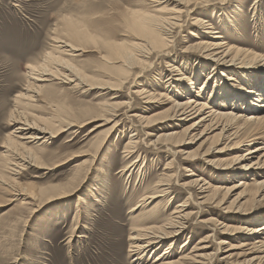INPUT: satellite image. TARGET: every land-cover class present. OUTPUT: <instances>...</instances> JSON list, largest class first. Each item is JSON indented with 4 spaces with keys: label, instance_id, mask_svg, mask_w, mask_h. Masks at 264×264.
Returning <instances> with one entry per match:
<instances>
[{
    "label": "rangeland",
    "instance_id": "1",
    "mask_svg": "<svg viewBox=\"0 0 264 264\" xmlns=\"http://www.w3.org/2000/svg\"><path fill=\"white\" fill-rule=\"evenodd\" d=\"M150 3L0 0V175L11 178L3 148L18 127L10 125L11 115L62 132L48 139L50 144L38 147L37 140L28 145L40 152L45 165L27 167L14 178L37 207L13 202L0 185V264H133L139 253L130 247L135 243L130 238L150 228L170 230L171 222H181L178 218H185V230L143 253L145 264H153L169 247L156 264H244L253 245L243 248L241 243L261 237L246 240L237 233L245 226L242 220L264 217V192L242 178V166L255 157L243 163L236 159L255 146L264 130L245 142L240 127L237 137L222 140L221 129H194L199 118L182 121L177 105L195 96L209 107L219 102L213 95L216 79L208 78L218 66L205 58V50L216 44L234 54H258L247 65L264 72V0H176L158 9ZM132 15L144 21L147 35L127 26ZM172 17L179 18L177 27ZM72 24L89 38L72 36ZM218 35L221 40L215 39ZM156 40L166 44L155 45ZM58 41L81 51L60 53ZM52 57L68 60L84 81L63 82L62 76L71 73ZM29 66H47L59 76L34 82L43 86L37 98L18 105L16 97L33 83ZM234 79L232 85L249 86L241 76ZM252 113L244 112L246 118ZM55 190L71 195L47 201ZM67 205L69 213L61 214ZM76 219L83 228L70 238Z\"/></svg>",
    "mask_w": 264,
    "mask_h": 264
},
{
    "label": "bare ground",
    "instance_id": "2",
    "mask_svg": "<svg viewBox=\"0 0 264 264\" xmlns=\"http://www.w3.org/2000/svg\"><path fill=\"white\" fill-rule=\"evenodd\" d=\"M151 2V6L155 9H158L161 5L170 3L172 1L176 0H146ZM185 1V0H181ZM180 2V1H179ZM180 5H184L180 2ZM129 22H126L127 26L130 27L131 31L133 33H139V34H145L147 35L146 28L147 25L142 21L138 15H132L129 19ZM173 23L172 25L174 27H177V22H180L178 17H172L170 19ZM201 24V22H200ZM208 29H211L209 27ZM70 31L72 32V36H74L77 40H87L89 38V34H81V30L78 28L77 24H72L70 26ZM172 33V32H171ZM170 31L164 32L165 36H171ZM209 33V32H208ZM211 34V33H210ZM218 34V33H215ZM221 40V36L218 35V37H215V39ZM59 42V41H58ZM156 44H166V42L156 40L153 42ZM86 45V44H85ZM89 45V44H88ZM117 45V43L114 42L113 46ZM112 46V47H113ZM78 46L74 45H68L65 42H59V48H61L63 51L60 53L69 54L72 52H79L81 49L76 48ZM235 51H233L231 48L226 49L225 46L216 44L212 49L208 48V50H205V58L215 64V67L218 66V68H213L212 72L209 74V79H216L214 81L213 86V95H216L220 97L219 102H216V106L209 107L206 103L200 101L198 96L191 97V98H185L183 102L177 105V109L179 110L180 116L182 117V121H188L195 118H199L193 125L195 127L194 129L202 126H206L208 130H219L220 136L222 137V140H227L231 137H237L239 135V129L240 127H244L243 130H245V133L247 135L245 142H248V138L251 137V135L255 132L258 133L259 131L264 130V104L260 105V102L264 99V72H259L255 69V67H252L251 65H247V59H253L255 60L256 56L258 54H250L248 52H239L234 54ZM48 56V55H47ZM114 59H119V56L113 55ZM55 65L65 66L67 70H69L71 73L70 75L62 76V81L72 83L74 80V77L77 79V81H84V77L80 76V73L70 65V62L65 59H60L56 61V57L51 58ZM239 59H242L244 63L238 62ZM46 60V59H45ZM229 64V65H227ZM227 67V68H221V67ZM58 67V66H57ZM240 69L243 71L242 74L233 73L235 72L233 69ZM252 68H254L251 72L247 74V71H250ZM62 69V68H61ZM222 69H228L227 71H231L228 74H226L227 71H221ZM29 82L31 80L33 81L32 85L28 84L26 88V94H19L16 97V103L18 105H22L23 99L27 98H37L38 92H41L43 86L36 85L34 82H48L52 78H56L59 76V74L53 72L48 69L47 66L41 67L40 70H36L32 66H29ZM215 70H218V72L215 74ZM215 75H212V74ZM231 74V75H230ZM214 76V77H213ZM242 77L245 79V81L249 84L248 87H239L232 85V82H235L234 77ZM60 80V79H59ZM86 81V80H85ZM246 82H242L241 85H245ZM209 83H205L204 90L207 88ZM229 84H231L229 86ZM194 85V82L192 83ZM203 89H199V91H203ZM187 93V92H186ZM189 93V92H188ZM215 108V109H213ZM221 109H227V112H221ZM255 111V113H252V115L248 116L246 118L244 112L246 111ZM24 115V114H23ZM10 125H16L18 126L13 132L10 134V138L8 141H6L5 146V155L8 158L6 171L7 174L11 177H6L4 175H0V185L4 188V191L8 192L12 196V201H20L23 200V202L30 206L37 207L38 205L35 204L36 199L34 197H31L30 195L25 194L24 192L20 191V189L17 187L19 186L15 179L18 176H21V171L27 169V167H37L38 165H45L41 162V159L38 158V150H30L26 148L31 143H34V141H41V143L38 145V147H41L44 144H50L47 140L50 138L55 137L56 135L60 134L61 129L55 130L56 127L51 126L50 124H47L46 126H38L34 122H30L29 119H26L25 116L22 118V116H19L18 114H13L10 117ZM73 123V122H72ZM71 123V124H72ZM71 126H74L72 124ZM101 126V125H99ZM97 126L96 128H98ZM61 128V127H60ZM29 131V132H28ZM30 131H34L31 133ZM95 130H91L87 135H91L94 133ZM25 132L31 133L29 135H24ZM58 133V134H57ZM62 133V132H61ZM257 136V135H256ZM245 139V138H244ZM258 140L261 141V143L258 142ZM254 147L249 149L248 152L245 153V155H242L240 157H237L236 162L243 163L246 162L249 157H255V160H253L250 163H244L241 170H243L242 178L246 180H252L256 182L257 186H260L262 191L264 192V180L258 181L262 177H264V136L261 134L256 138V141L254 143ZM239 147V146H238ZM58 166H54L53 168H47L44 167L45 170H52ZM123 171V170H122ZM232 173V172H231ZM202 180V179H201ZM202 182H205V180H202ZM258 182V183H257ZM209 185L208 182H205L203 186ZM243 184V183H242ZM242 184L240 186H242ZM246 185V183L243 184V186ZM54 195L49 196L47 198V201H51L52 197H61L63 199V196H69L71 193L69 190H55L53 191ZM74 193V192H73ZM33 194V193H31ZM58 194V195H57ZM24 197V199L22 198ZM158 196H149V199H156ZM79 201L82 202V198L78 197ZM28 201V202H26ZM70 206H64L62 210L63 215L69 213ZM35 210L34 212H36ZM80 211H77L75 214L78 215ZM181 219V222L176 223H170L171 227L170 230H167L166 228H150L148 230H145L143 232V235H135L130 238V241H133L135 243H132L130 246L132 249H136L139 253L138 257H136L133 260V264H145L144 263V256L148 251L153 250L154 248L158 247L163 240H167L169 238H174L177 235L181 234L183 230H185L184 222L182 220H185V218H178ZM76 223L78 224L76 227L71 228L70 232V238H73L75 234L81 229L83 225H79V221L76 219ZM244 221V225L242 228L237 231V233H240L246 236V240L248 238H251L253 236H259L261 234V237L256 239L252 244H250L248 241H244L241 243V247H248L253 245V248L249 249V253L247 254V257L244 258V264H254L257 262V264H264V223L254 227L251 226V223L257 222V221H264V217H253V219L250 220H242ZM83 228V227H82ZM217 232V231H215ZM218 233V232H217ZM212 236V235H211ZM85 237V236H84ZM145 237V238H141ZM146 240L145 242H141ZM139 241L140 244L137 242ZM203 240H201L199 243H202ZM136 244H138L136 246ZM220 246L225 245V242L219 243ZM130 249L129 253H133V250ZM168 250H170V247L165 251L163 254H161L154 262L153 264H156L158 261L163 259L166 255H168ZM120 253H122V250H119ZM171 253V252H170ZM183 258L180 257L178 260H182Z\"/></svg>",
    "mask_w": 264,
    "mask_h": 264
}]
</instances>
